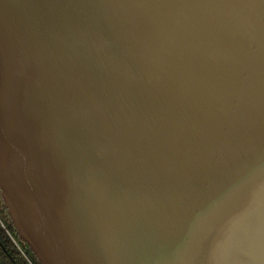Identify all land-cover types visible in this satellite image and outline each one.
Listing matches in <instances>:
<instances>
[{
    "label": "water",
    "instance_id": "obj_1",
    "mask_svg": "<svg viewBox=\"0 0 264 264\" xmlns=\"http://www.w3.org/2000/svg\"><path fill=\"white\" fill-rule=\"evenodd\" d=\"M0 191L41 264H264V0H0Z\"/></svg>",
    "mask_w": 264,
    "mask_h": 264
},
{
    "label": "trees",
    "instance_id": "obj_2",
    "mask_svg": "<svg viewBox=\"0 0 264 264\" xmlns=\"http://www.w3.org/2000/svg\"><path fill=\"white\" fill-rule=\"evenodd\" d=\"M0 264H41L20 237L3 202L0 191Z\"/></svg>",
    "mask_w": 264,
    "mask_h": 264
}]
</instances>
